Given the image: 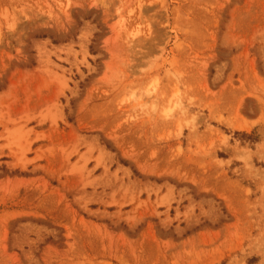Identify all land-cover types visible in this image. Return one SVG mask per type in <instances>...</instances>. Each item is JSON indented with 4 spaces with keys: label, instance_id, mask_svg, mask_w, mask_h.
<instances>
[{
    "label": "rangeland",
    "instance_id": "1",
    "mask_svg": "<svg viewBox=\"0 0 264 264\" xmlns=\"http://www.w3.org/2000/svg\"><path fill=\"white\" fill-rule=\"evenodd\" d=\"M0 264H264V0H0Z\"/></svg>",
    "mask_w": 264,
    "mask_h": 264
}]
</instances>
